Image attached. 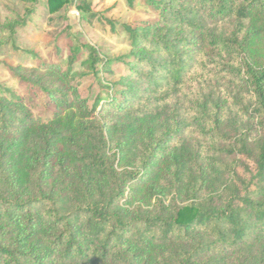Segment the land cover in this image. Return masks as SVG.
Here are the masks:
<instances>
[{"label":"trees","instance_id":"obj_1","mask_svg":"<svg viewBox=\"0 0 264 264\" xmlns=\"http://www.w3.org/2000/svg\"><path fill=\"white\" fill-rule=\"evenodd\" d=\"M147 1L158 18L125 25L129 70L106 101L86 108L71 66L43 63L34 79L10 68L58 110L38 131L19 96H0V264H264V0ZM68 2L47 0L50 12ZM84 46L90 69L113 72ZM74 104L82 119L61 122ZM163 109L161 128L143 142L107 137L124 118ZM185 143L186 168L177 156L169 162ZM63 155L76 164L67 168ZM210 169L224 174L216 187L205 185Z\"/></svg>","mask_w":264,"mask_h":264},{"label":"rangeland","instance_id":"obj_2","mask_svg":"<svg viewBox=\"0 0 264 264\" xmlns=\"http://www.w3.org/2000/svg\"><path fill=\"white\" fill-rule=\"evenodd\" d=\"M82 3L86 5V9L78 7ZM157 18V11L147 0H70L55 12L49 11L47 0H0V96L11 98V93L19 96L20 99L14 101L21 102L31 113L33 128L38 131L46 128L48 130L53 126L52 121L57 118L55 101L32 80H21L10 68L18 67L19 72L34 79L43 74V63L57 64L62 70L71 66L70 80L76 85L80 98L87 99L86 108L89 109L97 97L102 101L108 100L118 87L120 77L129 70L126 62L131 59V44L125 25L143 26ZM16 22L23 24L16 25L13 33L2 32V27ZM85 44L93 45L101 57L111 60L112 73L101 72L100 64H97L95 70L90 69L88 63H84L89 59ZM76 51L75 59L70 62ZM68 91L69 96L73 98V90ZM82 110L76 104L72 109L63 110L60 114L61 122L67 123L72 119L75 124L77 120L82 119ZM95 115H99L98 111ZM166 117V110L163 109L144 121L124 118L112 126L114 131L112 135L107 132V137L116 140L121 134L124 136L122 144L143 142L153 132V126L156 129L161 128ZM250 122L253 123L254 120ZM58 146L59 154L53 158L56 164L60 162L62 143ZM187 146L188 143H185L180 152V149L176 150L169 162L173 163L177 156L178 160L184 161L186 168ZM19 148L24 150L25 145L22 144ZM61 162H66L67 168L76 164L71 155L65 159L63 155ZM21 167L22 162L17 171L15 168V179L18 176L23 178ZM206 170H203L205 185L211 182V186L216 187L224 178V174L220 171L217 173V169ZM160 176L162 175L154 179V186L158 185ZM183 177H179V202L187 201L185 198L189 184ZM166 187L161 194H168L165 198L168 202L174 193L175 185L169 181ZM153 201L154 197L151 199V202Z\"/></svg>","mask_w":264,"mask_h":264}]
</instances>
